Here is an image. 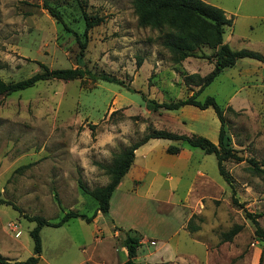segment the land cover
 <instances>
[{"label": "rangeland", "instance_id": "obj_1", "mask_svg": "<svg viewBox=\"0 0 264 264\" xmlns=\"http://www.w3.org/2000/svg\"><path fill=\"white\" fill-rule=\"evenodd\" d=\"M204 1L233 17L223 34L224 40L233 33L226 42L232 49L264 56V0ZM45 3L58 10L61 21L50 15ZM82 11L103 18L87 31L83 49L76 39L77 33L82 40ZM159 36V30L138 24L132 0H0L4 81L29 77L40 69L39 62L49 68L78 66L117 80L50 78L0 94L1 257L21 261L32 254L29 230L36 223L23 214L49 221L67 210L91 215L96 201L81 189L79 180L89 188L105 184L108 174L99 164L108 165L114 154L152 129L195 133L217 142L220 122L211 106L147 105L149 99L189 96L197 89V76L207 74L214 64L213 56L173 62ZM211 52L206 45L196 51L199 56ZM207 95L225 108L224 144L243 158L224 161L232 187L219 174L214 154L180 140L150 138L136 148L134 163H150L153 171L142 173L134 187L139 195L153 197H136L128 175L121 179L123 229L136 225L156 240L155 245H144L153 251L149 261L155 264H258L260 257L264 264V243L246 217L247 212L260 214L257 220L264 229V173L253 172L249 162L253 159L264 168V63L237 59L196 99ZM170 144L180 146V151L167 153ZM179 207L189 217L184 230L171 239L176 242L171 254L161 237L177 225ZM234 224L241 229L231 240H222V233ZM112 225L102 214L89 222L73 217L60 226L43 225L36 264H73L90 255L105 256L115 240L113 231L120 232ZM169 255L175 256L162 260Z\"/></svg>", "mask_w": 264, "mask_h": 264}, {"label": "trees", "instance_id": "obj_2", "mask_svg": "<svg viewBox=\"0 0 264 264\" xmlns=\"http://www.w3.org/2000/svg\"><path fill=\"white\" fill-rule=\"evenodd\" d=\"M44 5L50 15L56 20L61 21V16L58 10L47 3ZM132 5L137 15V22L140 26H149L150 28L159 30V43L170 52L173 62H179L186 57H214L212 69L203 76H197V80L194 83L197 86V89L189 96L175 101L162 102L149 99L148 102L151 104L147 105H151L150 107L153 109H157L158 107L177 109L187 104L196 106L200 109L211 106L220 122L217 142L214 143L208 138L195 133L186 135L173 133L164 129H152L141 139L131 143L129 146L124 147L118 153L114 154L108 165L99 164L108 174V181L105 184L89 188L79 180V186L81 189L88 195L92 196L96 201L95 209L91 215L87 216L86 214L75 210H67L58 220L49 221L40 215L29 216L23 214L26 219L36 223V225L29 230V235L32 239V254L25 260L21 261H8L0 256V263L36 264L41 252L39 231L43 225L55 227L60 226L73 217H79L89 222L95 217L97 212L108 216L109 200L112 192L123 175L129 170L134 159L136 148L150 138L180 140L189 146L200 148L204 153L214 154L217 160L219 174L223 177L226 183L232 187V181L224 166V161L228 159L239 161L243 158L238 154L237 150L224 144L225 108L221 107L211 95H207L203 100H198L196 97L224 68L233 66L237 59L249 57L264 63V56L261 53L250 49H232L226 42H224V29L226 26L232 25V17H227L223 9L204 0H132ZM82 17L84 22L81 35L82 40L76 33V39L81 49L86 45L87 31L93 26L100 24L103 20L102 16H91L84 11H82ZM203 45L212 49L211 54L199 56L196 53V51ZM38 64L40 69L27 78L6 82L0 77V94H9L19 91L32 86L39 80L50 78L71 80L87 76L93 79L97 78L117 82L115 78L106 74H99V76H97L89 69L78 66L49 68L42 62H39ZM140 64L141 58H138L137 66ZM184 77L186 78V76ZM226 109L234 111L231 106H226ZM180 149V146L170 144L165 148V151L170 154H176ZM249 162L251 163V169L253 172L264 173V168L260 167L255 160L249 159ZM13 207L20 211V208L17 206L13 205ZM258 216H260V214L246 213V217L249 218L254 225L255 237L264 243V229L260 226L257 220ZM240 229L241 225L234 224L229 230L222 233V240H231ZM121 232L123 234L122 245L127 251V259L119 264H138L135 261V256L136 250L141 244V237L131 234L129 230L122 229ZM261 261L262 257H260L258 264H261Z\"/></svg>", "mask_w": 264, "mask_h": 264}, {"label": "crops", "instance_id": "obj_3", "mask_svg": "<svg viewBox=\"0 0 264 264\" xmlns=\"http://www.w3.org/2000/svg\"><path fill=\"white\" fill-rule=\"evenodd\" d=\"M225 15L227 17H230L228 14H226V12H225ZM232 24H233V17H232ZM227 37L232 39L233 33L228 34ZM227 37L224 38L225 42H228ZM134 159H135V156H134ZM134 159H133V163L131 164L129 170L125 173V175H128L130 181L132 182L131 188L133 191H135L134 195L140 199L142 198L146 201H150V200H152L151 198L153 197V195L149 194V193L147 195H139L138 193H136L134 183L141 181L142 176H140V175L142 173L153 171L151 169L152 166L150 163H144L143 165H141V163L138 162L137 164H135ZM125 175H123V177ZM120 183H121V180L119 181V183L115 187L114 191L112 192V195H111L110 200H109V211H108V217L113 223V225H112L113 228H117L120 231L119 233L117 232V230L113 231L112 237L115 238V240H114L115 242L113 241L110 244V246L107 248L109 251H108V253H106L105 256L102 255V256H98V257L94 258L93 256L90 255L87 257V259L77 261L73 264H119V263H121L127 259V251H126L125 247L122 245V236H121V234H122L121 230L123 229V226H124V223H123L124 218H123L122 213H121L123 206L119 205V201H120V196H124V195H122L123 191H121V194L119 192L120 191L119 189L121 187ZM115 191H117V193H118L116 197L114 196L116 193ZM180 210H181V217H180L177 225L173 229V231L171 233H166V234L162 235V237H161L162 238V244L161 245H164V246L168 245L169 248L171 249V251H170L171 254H174L175 245H176V242L171 241V239L177 237L179 232L181 230L182 231L184 230L183 228H184L185 223L189 217L188 211L186 213L181 208H180ZM99 215H101V213L97 212L95 217L93 218V220L96 219L97 217H99ZM144 220L147 221L148 218L145 217ZM117 224H119L121 227H119ZM148 224H149V222H148ZM128 226L129 227L127 230H129L131 232V234H135V235H138L141 237V240H140L141 244L136 250L135 261L138 264H140V262H144L146 264H155V262L149 261L153 251H147L148 247L145 248L144 245L148 244L149 241H153L154 243L152 245H155L156 240L154 238L145 236L142 233L143 231L138 229L136 227V225H128ZM123 230H126V229H123ZM174 256L175 255H173V256L169 255L165 259H162V260H166V259L170 260ZM0 264H3V263H0Z\"/></svg>", "mask_w": 264, "mask_h": 264}]
</instances>
